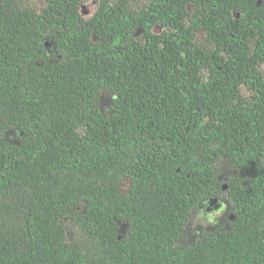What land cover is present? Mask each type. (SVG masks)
I'll use <instances>...</instances> for the list:
<instances>
[{
	"label": "trees",
	"instance_id": "16d2710c",
	"mask_svg": "<svg viewBox=\"0 0 264 264\" xmlns=\"http://www.w3.org/2000/svg\"><path fill=\"white\" fill-rule=\"evenodd\" d=\"M94 1L0 0V264H264V0Z\"/></svg>",
	"mask_w": 264,
	"mask_h": 264
},
{
	"label": "rangeland",
	"instance_id": "374dc122",
	"mask_svg": "<svg viewBox=\"0 0 264 264\" xmlns=\"http://www.w3.org/2000/svg\"><path fill=\"white\" fill-rule=\"evenodd\" d=\"M95 10H96V6H95L93 0H85V3L81 7V12H82V14L84 13L83 16L85 17V19H89L90 17H92ZM10 135H11L10 136L11 140L13 142H18L20 140L19 136H17L15 133H11ZM219 165L221 167L220 172L222 173L220 179H222V181L225 182L226 178L232 174V170H231L232 167L226 161H224L222 163L219 162ZM220 200L224 201L225 203H228L226 195H222ZM212 207L215 208V204H213ZM214 211H216V210L214 209ZM214 211H212V212H214ZM223 213L220 216L214 217V222H212V223L209 222L208 218L205 221L204 216L201 215V213L200 214L198 213L197 216L196 215L191 216V217H193V219H192L191 224L189 225L188 231H190L191 235H193L195 237L198 236V234H199L198 232L200 230H202V227L212 231L214 229L215 225L219 221L224 222L226 220L225 217L230 218L231 213L226 212L227 215H223Z\"/></svg>",
	"mask_w": 264,
	"mask_h": 264
},
{
	"label": "clouds",
	"instance_id": "9594fccd",
	"mask_svg": "<svg viewBox=\"0 0 264 264\" xmlns=\"http://www.w3.org/2000/svg\"><path fill=\"white\" fill-rule=\"evenodd\" d=\"M93 2H94V4H96V1H94L93 0ZM96 6V5H95ZM82 7V6H81ZM81 14H82V12H81ZM82 16H83V14H82ZM84 17V16H83ZM85 18V17H84ZM48 42H50V45L49 46H46V47H48V48H52V44H51V41H48ZM220 201V200H219ZM219 204V206L217 207H215V210L216 211H214V212H212V213H210L209 214V216H208V220H209V222L210 223H212V222H214V217H217V216H220L222 213H223V206L218 210V208L220 207V205H225V202H222V201H220V203H218ZM213 205V204H212ZM211 205V206H212ZM210 205H208V208H210L211 207ZM201 215H202V213H201Z\"/></svg>",
	"mask_w": 264,
	"mask_h": 264
},
{
	"label": "flooded vegetation",
	"instance_id": "af4514ba",
	"mask_svg": "<svg viewBox=\"0 0 264 264\" xmlns=\"http://www.w3.org/2000/svg\"><path fill=\"white\" fill-rule=\"evenodd\" d=\"M209 202V201H208ZM223 206V211L225 212V210L228 209V205L225 203V205H220V207L218 208V210ZM216 207V206H215ZM215 208H213L212 206L210 208H208V203H207V206L205 208L202 209V211L199 212L202 213V215L204 216V220L206 221L209 214L212 213V211L214 210ZM232 217V216H231Z\"/></svg>",
	"mask_w": 264,
	"mask_h": 264
},
{
	"label": "water",
	"instance_id": "95a60500",
	"mask_svg": "<svg viewBox=\"0 0 264 264\" xmlns=\"http://www.w3.org/2000/svg\"><path fill=\"white\" fill-rule=\"evenodd\" d=\"M84 14V13H83ZM50 45V42H48V41H46L45 42V46H49ZM227 187L226 186H224L223 187V189H226ZM218 203H220V201L218 200V199H210V201L208 202V205H212V204H215V206H219V204Z\"/></svg>",
	"mask_w": 264,
	"mask_h": 264
}]
</instances>
